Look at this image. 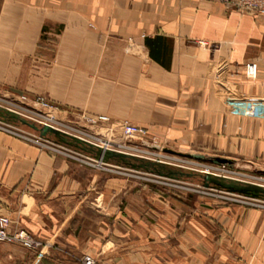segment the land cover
Instances as JSON below:
<instances>
[{"label": "crops", "instance_id": "obj_1", "mask_svg": "<svg viewBox=\"0 0 264 264\" xmlns=\"http://www.w3.org/2000/svg\"><path fill=\"white\" fill-rule=\"evenodd\" d=\"M0 86L264 169V16L218 0H0ZM129 191L0 131V215L42 242L0 264H264V207Z\"/></svg>", "mask_w": 264, "mask_h": 264}, {"label": "rangeland", "instance_id": "obj_2", "mask_svg": "<svg viewBox=\"0 0 264 264\" xmlns=\"http://www.w3.org/2000/svg\"><path fill=\"white\" fill-rule=\"evenodd\" d=\"M24 96H27V98ZM37 96L46 99L50 103L52 102L51 98L45 93L30 94L28 92L17 91L0 86V104L4 107L17 110L25 115L27 114L40 120H47L51 122V119H53L54 121H57L59 125H64L74 130L85 131L90 138L94 140L100 139V137H98V135H100L98 134L99 132L105 133L104 129H100L99 127H94L83 122L77 117V114L66 111L65 109H58V111L55 109L54 112H52L53 114H51V108L33 100V98ZM22 126L28 131H34V128L26 124H23ZM112 137L117 141H121L120 145L122 147L119 148L121 150L145 154L161 159L162 162H157L158 165L155 166L160 169V171L165 172L166 175L159 177L158 175L160 174L149 168H131L132 170H128L123 168H114L111 165L100 166L96 164H87L75 159V157H70L68 154L58 151L53 152L63 155L82 166L101 171L105 175L110 174L114 177L120 178L121 186L130 189L129 196L132 194L131 197L135 199L136 203H161L169 200V202H182L187 204L199 203L204 205L235 203L264 207V205L257 204L260 202L241 198L239 196L240 193L229 191L228 189L216 185L213 182H210V184L207 185L206 175L210 173L221 174L216 176H219L226 181L235 180L239 183L250 185H254L256 183L264 184V169L259 168L256 165L245 164L240 161L230 165L188 157L180 154V152L197 153L205 156L221 155L218 152L204 147L179 146L173 143L171 144L168 140L153 137L149 134H147V139H144L143 141H135L132 139L130 140L129 138L127 139L121 137L119 130L117 131L116 129L113 132ZM40 149L44 148L40 147ZM167 149L174 150L175 152L168 151ZM136 159L138 158L136 157ZM131 160L137 163L140 162L135 159ZM170 171H177L178 174L173 175L174 177L169 176L167 173L170 174ZM127 196L128 195L126 194H121V199L127 198Z\"/></svg>", "mask_w": 264, "mask_h": 264}, {"label": "built area", "instance_id": "obj_3", "mask_svg": "<svg viewBox=\"0 0 264 264\" xmlns=\"http://www.w3.org/2000/svg\"><path fill=\"white\" fill-rule=\"evenodd\" d=\"M228 7L236 8L242 12H250L256 16H264V0H218ZM246 72L249 76L255 77L257 74V64L254 62L247 63L246 65ZM27 98V96H24ZM33 100H35L37 103H41L42 105L51 108V114L56 109L58 111L61 110V108L58 105H55L54 103H50L44 98L41 97H34ZM0 109L11 112L13 114H16L19 117H22L23 119H26L30 122L35 123L39 129H34V131H28L26 129L19 126L18 122H9L4 119H1L2 116H0V131L11 135L13 137L22 139L26 142H29L31 144H34L36 146H39L44 149H50V151L54 152H61L68 154L70 157H75V159H78L84 163L87 164H96V165H111L114 168H123V169H131L130 167H125L123 165H119L117 163L107 162L103 161L102 159H98L94 157L93 155L86 153L84 151H81L79 149H76L72 146L60 143L56 140H54L52 137H49L48 135L43 134L42 128L45 126H49L60 133L69 136L71 138L79 139L86 144L95 146V147H104V149L107 148V150H112L115 152L131 155L137 158H142L146 160H151L155 162H162L159 158H154L149 155L141 154L140 156L136 153L125 151L119 149L122 147L120 145L121 141H117L113 139V132L117 129L119 130L121 137L123 138H129L130 140L135 141H143L144 139H147V129L143 126H140L138 124L132 123L128 120H122L119 122H115L111 119L109 115L106 114H92L87 112H76L77 117L80 118L83 122L94 126L99 127L100 129H104L105 133L99 132L98 137L100 139H92L90 136L82 130H74L69 127H66L64 125H59L57 121H54L51 119L50 121L47 120H40L36 117L25 115L17 110L9 109L7 107H4L0 104ZM53 117V116H51ZM116 128V129H115ZM113 131V132H112ZM107 135V136H104ZM144 155V156H143ZM149 158H147V157ZM100 161V162H99ZM132 170V169H131ZM214 175H221L213 173ZM161 177L162 175H158ZM254 184V183H252ZM256 186H262L264 187V184L262 183H256L254 184ZM241 198L250 200V201H257L260 203V205H264V199L263 198H257V197H251L246 196L243 194H239ZM0 242H6V243H13L18 244L26 248H32L37 249L42 246V242L35 237L33 234H31L29 231H27L24 228L14 227L12 225L11 219L7 215H0ZM85 264H100L98 260L93 258L90 255L85 256L84 258Z\"/></svg>", "mask_w": 264, "mask_h": 264}, {"label": "water", "instance_id": "obj_4", "mask_svg": "<svg viewBox=\"0 0 264 264\" xmlns=\"http://www.w3.org/2000/svg\"><path fill=\"white\" fill-rule=\"evenodd\" d=\"M0 111L4 112V110H2V109H0ZM7 114H10L14 118L15 122L18 121V122H21L22 124H26V125L34 128V129H39V127L35 123L29 122L28 120L23 119V118L17 116L16 114H13L11 112H7ZM0 116H2V114H0ZM42 132H43V134L48 135L49 137H52L54 140H56L60 143L72 146L76 149H79L81 151L89 153L98 159L99 158L102 159L103 161L117 163L119 165H123V166L134 168V169H137V168L138 169H142V168L148 169V167L150 165H158V163L155 161L146 160V159H139V158L136 159V157H134V156L115 152L112 150H106V151L103 150L102 151L100 147H95V146L86 144L85 142H83L79 139L66 136V135L60 133L59 131L49 127V126L43 127ZM167 150L171 151V152H175L174 150H171V149H167ZM180 154L188 156V157H193V158L202 159V160H208V161L216 162V163H223V164H230V165L233 164L232 159H229L226 157H221V156H205L203 154L181 153V152H180ZM114 158L135 159V160H138L140 162L137 163V162L133 161V163H119V162L113 161ZM154 171H156L160 175H166V173L163 171H159V170H154ZM171 173L170 174L167 173V175L173 176V175L178 174L177 171L176 172L174 171L172 174ZM206 179H207V185H209L210 182H213L216 185H219L223 188L228 189L229 191L238 192V193L246 195V196L261 198L260 195L257 194V192L264 194V188L263 187L250 185V184H243V183H239L238 181H235V180L226 181L225 179H223L219 176L213 175L211 173L206 175Z\"/></svg>", "mask_w": 264, "mask_h": 264}, {"label": "trees", "instance_id": "obj_5", "mask_svg": "<svg viewBox=\"0 0 264 264\" xmlns=\"http://www.w3.org/2000/svg\"><path fill=\"white\" fill-rule=\"evenodd\" d=\"M1 112L2 111H0V114H2ZM113 161L119 162V163H133V161L131 159H123V158H114ZM148 168L152 169V170H159L160 171V169H158L155 165H152V166L150 165ZM257 194L260 195L261 198H264V194H262L260 192H257Z\"/></svg>", "mask_w": 264, "mask_h": 264}, {"label": "bare ground", "instance_id": "obj_6", "mask_svg": "<svg viewBox=\"0 0 264 264\" xmlns=\"http://www.w3.org/2000/svg\"><path fill=\"white\" fill-rule=\"evenodd\" d=\"M8 108V107H7ZM1 119H4V120H6V121H11V122H15V120H14V118L10 115V114H7V112L6 111H4V112H2V118ZM18 122V121H17ZM22 125L23 124H21V123H19V126L20 127H22ZM101 150L103 151V150H107V148L106 149H104V147L102 146V148H101ZM137 154V153H136ZM137 155H141V154H137ZM144 156V155H143ZM145 157H147V156H145ZM147 158H149V157H147ZM100 162V161H99Z\"/></svg>", "mask_w": 264, "mask_h": 264}]
</instances>
